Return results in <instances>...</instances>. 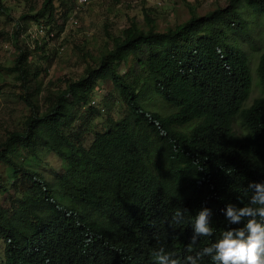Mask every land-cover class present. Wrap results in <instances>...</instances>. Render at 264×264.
I'll use <instances>...</instances> for the list:
<instances>
[{
    "label": "trees",
    "instance_id": "1",
    "mask_svg": "<svg viewBox=\"0 0 264 264\" xmlns=\"http://www.w3.org/2000/svg\"><path fill=\"white\" fill-rule=\"evenodd\" d=\"M74 2L44 0L34 16L56 21ZM259 15L264 0H228L164 29L146 14L147 27L133 21L110 36L97 64L44 106L40 69L19 48L6 71L31 112L0 141V264H155L161 247L188 248L204 207L215 235L193 251L243 227L229 225L225 210L243 207L248 184L264 182V95L248 103L255 80L264 90V51L258 80L248 58L257 52L244 47L255 44ZM21 30L19 22L16 37ZM102 81L123 106L117 119L91 103ZM43 149L65 165L53 179L29 165ZM177 210L185 222L173 227Z\"/></svg>",
    "mask_w": 264,
    "mask_h": 264
},
{
    "label": "rangeland",
    "instance_id": "2",
    "mask_svg": "<svg viewBox=\"0 0 264 264\" xmlns=\"http://www.w3.org/2000/svg\"><path fill=\"white\" fill-rule=\"evenodd\" d=\"M227 1L93 0L84 6H77L74 2L67 16L59 13L56 21L49 20L48 23L47 16H34L42 8L44 0H3L8 12L0 11V141L5 140L11 131L23 129L31 112L21 97V82L6 71L7 67L15 64L19 48L30 51L28 62L31 71L40 69L38 80L42 82L43 92L39 100L44 106L49 93L65 88L68 79H79L89 65L97 64L111 47L110 36L119 35L133 21L147 27L146 14H149L158 28L164 29L187 21L193 12L202 15L217 6L226 5ZM23 15L26 17L22 18ZM19 22L22 30L16 37ZM251 23L255 44L250 47L245 44L244 47L247 53L249 50L250 53L257 52L252 57L248 53V58L258 79V54L264 51V16H257ZM257 82L255 80L249 104L254 98L264 95ZM118 99L112 82L102 81L97 84L91 103L103 110L105 118L110 115L117 119L124 110ZM36 159L30 158L29 165L51 179L54 172L65 168L62 160L47 149L40 150ZM4 246L0 240L1 251Z\"/></svg>",
    "mask_w": 264,
    "mask_h": 264
},
{
    "label": "clouds",
    "instance_id": "3",
    "mask_svg": "<svg viewBox=\"0 0 264 264\" xmlns=\"http://www.w3.org/2000/svg\"><path fill=\"white\" fill-rule=\"evenodd\" d=\"M246 191L251 192L247 204L238 207L228 203L225 210L229 225H239L243 221V227L226 228L214 243L193 251L192 245L201 237L215 235L212 211L204 207L195 216L188 248L166 252L161 247L153 253L155 264H264V182H251ZM184 222L185 210H177L172 217L173 227Z\"/></svg>",
    "mask_w": 264,
    "mask_h": 264
},
{
    "label": "built area",
    "instance_id": "4",
    "mask_svg": "<svg viewBox=\"0 0 264 264\" xmlns=\"http://www.w3.org/2000/svg\"><path fill=\"white\" fill-rule=\"evenodd\" d=\"M91 1H92V0H76L77 4H78L79 6L86 5V4L90 3ZM74 22L76 23L77 20H74Z\"/></svg>",
    "mask_w": 264,
    "mask_h": 264
}]
</instances>
